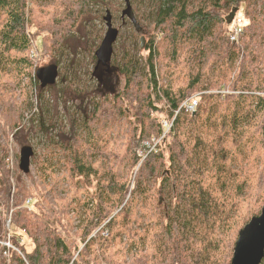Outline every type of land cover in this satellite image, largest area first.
I'll use <instances>...</instances> for the list:
<instances>
[{"label": "trees", "instance_id": "trees-1", "mask_svg": "<svg viewBox=\"0 0 264 264\" xmlns=\"http://www.w3.org/2000/svg\"><path fill=\"white\" fill-rule=\"evenodd\" d=\"M41 1L0 0V95L10 111L16 84L31 74L33 62L27 51L15 58L14 50L29 48L33 37L42 39L43 54L70 42L75 46L81 19L96 0H57L59 11L48 17L41 15ZM140 3L153 27L140 35L137 19L127 24L134 29L129 40L141 42L132 40L130 49L125 39L110 58L115 63L110 68L125 76L121 89L86 103L90 92L76 83L78 75L61 74L73 92L69 97H80L85 106L81 112L79 103L72 113H83L82 131L68 117L71 134L59 145L70 167L71 190L68 197L55 198L58 214L72 226L80 217L76 250L89 249L96 264H230L239 230L264 204V0ZM241 5L244 34L231 43L228 19ZM29 21L32 38L26 32ZM139 50L146 52L139 56ZM89 52L97 63L96 53ZM75 62L70 59L69 65ZM224 87L229 91H221ZM194 94L198 105L189 112L181 105ZM121 124L124 137L104 143ZM97 127L105 131L102 137ZM160 138L163 143L151 149ZM9 172L0 163L4 201ZM40 177L51 190L59 181L50 166ZM21 183L14 226L15 234L32 239L29 249L20 245L29 263L82 264L69 236L60 233L64 220L56 215L59 224H53L39 207L28 209L25 202L33 192ZM158 193L167 195L166 204H159ZM140 198L146 203L143 215L151 216L146 225L138 216ZM12 263L27 264L16 252Z\"/></svg>", "mask_w": 264, "mask_h": 264}, {"label": "rangeland", "instance_id": "rangeland-1", "mask_svg": "<svg viewBox=\"0 0 264 264\" xmlns=\"http://www.w3.org/2000/svg\"><path fill=\"white\" fill-rule=\"evenodd\" d=\"M130 3L131 9L128 10L129 12L125 10L127 7L126 0H96L89 3V14H84L78 27V35L81 36V40L79 41L80 43L76 42L75 46H73L74 43L70 42L64 47V49H55L54 54H43L42 39L38 38L30 48L26 47V49L14 50L13 53L15 58L19 55H24L26 51L30 56L31 50L37 45L40 53L39 65L46 66L51 63H57L58 60L60 74L57 78L55 87L52 88H40V83L34 79L33 74L28 73L32 80L27 76V72L23 74L22 77L20 76L19 80H21V83L18 85V80L15 87L17 101L12 105V111L7 109L3 97L0 95V163H3L10 171L8 178L5 177V179L7 178L6 182L11 181L12 175L14 179V184L11 183V189L8 190L7 196L5 194L6 206H8L7 197L11 196L13 186H15L14 200L16 201L17 190L20 186V182H22L21 184L25 188L33 192V209L37 210V207H39L49 218L51 223L59 224L58 221L56 222V215L61 217L58 214L60 207H58V200H55V198L57 196L68 197L71 190L68 180L71 177L70 167L68 161H66L65 154L59 145L66 144L68 142V137L71 134L68 117L76 120V131H82L81 117L83 113L75 114L74 116L72 113L75 111L76 107H79V103L81 112L85 106V101H81L80 97L78 99L69 97L73 92H71V88L67 86L68 80L67 82L64 81L61 74L68 72L71 73V75H78L79 78L76 79V83L85 86V91L90 92L86 95V103L95 96L101 95L99 93H113L122 88L126 80L125 76L121 73H117L110 67L103 65L100 61L96 63V59L94 61L89 52V48L95 52L105 36L107 31L105 15L107 11L112 15L113 25L119 29L118 37L113 43L114 53L115 50H121L124 40L127 39L128 41L130 36H132L131 33L134 29L132 26L128 27L127 24H130L133 18L137 19V23L140 25V35H147L150 33L153 26L144 19L142 10L139 8V6L141 7L140 0H130ZM57 4V0H42L40 5H38L42 17L50 16L53 10L58 12L59 6ZM244 15L245 5H241L239 8L235 9L233 17L228 19L227 26L229 25V27L232 28L235 18ZM3 22L4 18L0 17V25ZM31 29L32 27L29 21L27 31L30 35ZM95 40L98 42L94 45L93 41ZM132 40L134 43L136 41L139 43L141 42L137 37H132V39L128 41L129 44L127 43L128 48L130 49L135 47ZM146 40H148L147 37ZM139 47L140 45H137V48ZM145 52L146 50H139L138 55L140 56L141 53ZM31 55L33 54L31 53ZM70 59H77L78 62L69 65ZM239 63L240 59L237 61L236 65L238 66ZM111 65H115V63H111ZM14 71L16 74V68L10 72L13 73ZM29 71H33V66ZM94 71L96 72L95 74H88ZM15 80H17L16 76ZM7 90H10V88L8 87ZM24 94H26V97H24ZM89 109H91V107ZM15 117L19 119V122L14 121ZM108 126L109 125L106 124L105 128L107 129ZM115 129L113 136L104 139V143H114L116 141V135H120V137L123 138L127 131L123 124L120 126L116 125ZM96 133L102 137L105 134V131H101L99 127H97ZM25 145L33 146L35 150V153L31 157L30 171L27 174L23 173L19 166L20 151ZM164 151L166 153L164 161L168 163L167 149L164 148ZM41 166L44 169H42ZM48 166L51 167L56 178H59L58 183L55 186H52V190L50 189L51 183L44 182L40 177V173H46ZM160 184L161 178L157 180L156 186H159ZM66 191L67 193L65 194ZM160 196L163 197L161 205L166 204L168 199L167 195L165 193H158L157 197L160 198ZM139 204L138 216L141 218L142 223L146 225V223L150 221L151 216L143 215V208L146 207V203L142 198H140ZM15 208L16 206H13V209ZM1 215L4 223L7 215L5 210L2 211ZM10 216L14 223V211L10 213ZM70 216L72 218L74 214L71 212ZM61 219L64 220L63 217H61ZM80 222V217L76 216L74 217L75 226H72V223L71 225L69 223V225H67L64 220V226H62L63 230L60 229V233L66 237L69 236L67 242L73 248L75 256L82 264H96L90 256L89 249L87 250L84 247H81L78 251L76 250V246L81 245L80 240L77 238L78 232H76ZM13 228L15 229L14 225ZM2 234L3 227L1 226L0 235ZM104 234H106V232H104ZM17 237L18 235L15 234L13 237L14 242ZM31 240V238H23V243H25L27 249L31 247ZM131 257V254L129 256L126 255V261L131 260ZM0 260H3V258L0 257Z\"/></svg>", "mask_w": 264, "mask_h": 264}, {"label": "water", "instance_id": "water-1", "mask_svg": "<svg viewBox=\"0 0 264 264\" xmlns=\"http://www.w3.org/2000/svg\"><path fill=\"white\" fill-rule=\"evenodd\" d=\"M126 11L131 9L130 0H126ZM107 31L101 42L100 48L104 50L107 59L111 57L113 43L117 39L119 29L113 25L112 15L107 11L105 15ZM38 77L41 86L45 87L54 84L59 77V65L51 63L38 69ZM33 148L25 145L20 151V169L25 173L30 171L31 156ZM163 197L160 196L159 204L162 203ZM264 258V204L261 212L251 217V219L239 230L238 238L235 242L233 256L230 264H261Z\"/></svg>", "mask_w": 264, "mask_h": 264}, {"label": "built area", "instance_id": "built-area-1", "mask_svg": "<svg viewBox=\"0 0 264 264\" xmlns=\"http://www.w3.org/2000/svg\"><path fill=\"white\" fill-rule=\"evenodd\" d=\"M243 33H244L243 20H242V18L238 17L235 20L233 27H232V30L230 32V40L232 42L239 43ZM31 53L33 54L31 56L33 57L34 61L37 62L38 49L36 46H35V48H33L31 50ZM35 57H37V58H35ZM33 76H34V79H36V63L34 64ZM223 91L228 92L229 90L225 89ZM197 103H198L197 98L195 96H193L192 98L185 100L182 103L181 107L185 108L188 111H194L196 106H197ZM168 129H169V127H168ZM160 141H161V138L159 140H157L155 144L150 145V148L153 149L155 147V145L157 143H159ZM11 183L14 184L13 175H12L11 181L8 182V190L11 189ZM14 193H15V186H13V192H12L11 196L7 197L8 206H6V207H8V208L3 209V207L0 206V211L5 210V213L7 214L5 217V223L3 226V234L0 235V254L4 257V259L7 262L10 261L13 251H16L21 256L23 255L21 248L13 241V237H14L13 226H12L13 221H12V217L10 216V213H12L14 211V209H13ZM25 204L29 209H31V206H32L31 205V198L27 199ZM18 240L20 243H22L23 239L19 237Z\"/></svg>", "mask_w": 264, "mask_h": 264}, {"label": "flooded vegetation", "instance_id": "flooded-vegetation-1", "mask_svg": "<svg viewBox=\"0 0 264 264\" xmlns=\"http://www.w3.org/2000/svg\"><path fill=\"white\" fill-rule=\"evenodd\" d=\"M104 52H105L104 50H100V51L96 52V54L98 55V61L103 63V65L110 67L111 64H110V62H107V57L105 56ZM106 62H107V64H106Z\"/></svg>", "mask_w": 264, "mask_h": 264}, {"label": "bare ground", "instance_id": "bare-ground-1", "mask_svg": "<svg viewBox=\"0 0 264 264\" xmlns=\"http://www.w3.org/2000/svg\"><path fill=\"white\" fill-rule=\"evenodd\" d=\"M77 31V30H76ZM64 157V156H63ZM53 162V161H52Z\"/></svg>", "mask_w": 264, "mask_h": 264}]
</instances>
